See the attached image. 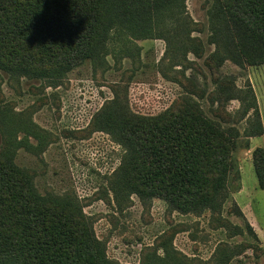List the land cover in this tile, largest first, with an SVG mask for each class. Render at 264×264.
I'll use <instances>...</instances> for the list:
<instances>
[{
    "label": "trees",
    "instance_id": "16d2710c",
    "mask_svg": "<svg viewBox=\"0 0 264 264\" xmlns=\"http://www.w3.org/2000/svg\"><path fill=\"white\" fill-rule=\"evenodd\" d=\"M184 15L185 0H0V71L56 88L86 61L103 59L112 32L161 39L160 31ZM209 18L219 62L264 65V0H214ZM117 89L89 124L123 149L110 183L113 200L158 199L181 215L221 216L230 177L237 175L238 129L209 118L188 98L140 116ZM221 92L239 102L240 122L252 113L245 137L264 135L253 90L222 86ZM9 124L40 140L26 120L11 117ZM21 144L0 151V264H118L107 258L73 195L40 194L34 176L14 163ZM251 162L257 189L264 190V150L255 149ZM163 247L164 257L154 253L144 264H179L168 244Z\"/></svg>",
    "mask_w": 264,
    "mask_h": 264
},
{
    "label": "rangeland",
    "instance_id": "374dc122",
    "mask_svg": "<svg viewBox=\"0 0 264 264\" xmlns=\"http://www.w3.org/2000/svg\"><path fill=\"white\" fill-rule=\"evenodd\" d=\"M213 5L214 0H185L183 22L166 25L161 39L128 40L112 32L106 56L70 71L56 88L0 71V151L20 141L14 163L34 176L40 194L73 195L115 263L144 264L154 253L164 257L163 245L168 244L179 264H264V190L257 189L249 161L255 149L264 150V135L245 137L252 113L240 122L239 102L221 92L222 86H249L264 126V65L240 68L219 62L210 43ZM115 87L137 115L156 116L188 98L209 118L238 129L237 175L230 177L221 216L208 211L181 215L158 199L113 200L110 183L123 149L89 124L113 98ZM11 117L31 123L40 140L13 130ZM241 167L252 192L247 211V200L239 193Z\"/></svg>",
    "mask_w": 264,
    "mask_h": 264
},
{
    "label": "crops",
    "instance_id": "0c3cea01",
    "mask_svg": "<svg viewBox=\"0 0 264 264\" xmlns=\"http://www.w3.org/2000/svg\"><path fill=\"white\" fill-rule=\"evenodd\" d=\"M252 141V140H251ZM248 161V160H247ZM249 161L251 162V159L249 158ZM244 164L246 165L247 163L246 162H244ZM244 164H243V166H244ZM242 165V164H241ZM251 165H252V162H251ZM244 168L242 169V167H241V169H240V176H241V180H240V184H241V189H240V191H239V193H241V194H244L243 195V197H244V200H247V202H246V206L247 207H245V210L247 211V209L246 208H248L249 206H250V203H249V199L248 198H251L250 196H251V194H252V192L251 191H247L248 190V188H246L245 187V180H244ZM252 172H253V174H254V171H253V166H252ZM255 175V174H254ZM256 187H257V180H256ZM251 201V200H250ZM247 214V213H246ZM251 214V213H250ZM249 213H248V215H250ZM254 217L253 215H250V217ZM253 221L252 222H250L251 223V225H253L252 223H254L255 224V219L253 218L252 219Z\"/></svg>",
    "mask_w": 264,
    "mask_h": 264
}]
</instances>
